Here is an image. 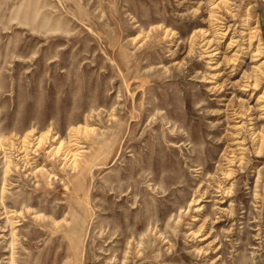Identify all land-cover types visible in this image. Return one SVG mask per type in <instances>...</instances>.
I'll return each mask as SVG.
<instances>
[{
  "label": "rangeland",
  "instance_id": "1",
  "mask_svg": "<svg viewBox=\"0 0 264 264\" xmlns=\"http://www.w3.org/2000/svg\"><path fill=\"white\" fill-rule=\"evenodd\" d=\"M0 264H264V0H0Z\"/></svg>",
  "mask_w": 264,
  "mask_h": 264
},
{
  "label": "bare ground",
  "instance_id": "2",
  "mask_svg": "<svg viewBox=\"0 0 264 264\" xmlns=\"http://www.w3.org/2000/svg\"><path fill=\"white\" fill-rule=\"evenodd\" d=\"M209 34V33H208ZM212 36V35H211ZM215 37H216V35H215ZM217 38V37H216ZM218 39V38H217ZM212 41V40H211ZM210 41V42H211ZM213 41H214V39H213ZM215 42H216V40H215ZM215 42L213 43V44H215ZM216 47H214V49H213V51H214V55L216 56L218 53H220V51H219V49H220V45H219V43H217L216 42V45H215ZM230 47V46H229ZM230 49V48H229ZM212 51V52H213ZM258 53L259 52H257V54H255V56H257L258 55ZM217 60V59H216ZM219 67V64H218V66L216 67V68H218ZM260 68V67H259ZM258 68V69H259ZM256 72H257V70H256ZM261 74V73H260ZM249 78V79H248ZM247 79V82H245L244 84H240L239 86H240V88L242 89V91H244L245 93L247 92L248 93V91H253V90H257L259 87H260V85H259V83H260V78L258 77V75H256L255 77H253V76H249ZM220 87V86H219ZM218 87V88H219ZM253 94L254 93H251V96H253ZM262 97V96H261ZM260 97V98H261ZM259 100V102H260V100L261 99H258ZM263 103V102H262ZM251 110V109H250ZM260 110H262V108L260 109ZM263 118V117H262Z\"/></svg>",
  "mask_w": 264,
  "mask_h": 264
}]
</instances>
